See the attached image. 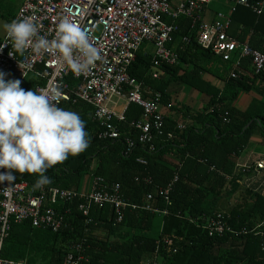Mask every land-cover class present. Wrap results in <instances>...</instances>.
<instances>
[{"label": "trees", "instance_id": "obj_1", "mask_svg": "<svg viewBox=\"0 0 264 264\" xmlns=\"http://www.w3.org/2000/svg\"><path fill=\"white\" fill-rule=\"evenodd\" d=\"M231 20V25L234 24L231 35L240 42L247 39L250 47L264 54V6L261 15L240 7ZM165 22L177 27L173 34L175 46L168 47L177 50L178 64L163 63L155 67L153 53L143 51L147 43H142L128 71L141 84L144 98L160 94L159 105L166 108L171 104L173 108L174 102L165 90L181 70V62L196 65L200 58L223 61L197 45V30L190 31V19L180 16L174 20L166 18ZM183 37H187L189 43L180 50ZM237 60L239 69L235 70L234 78L224 79L221 94L216 90L211 93L209 102L199 113L189 115L184 109L190 124L189 121L176 124L161 113L162 127L152 130L151 143L147 147L137 144L130 155L124 154L125 140L126 136L138 139L133 125L142 117L139 106L129 104L124 121L112 122L118 132L117 139H99L102 128L91 118L93 109L83 102L74 106L64 103V107L80 113L86 121L90 146L83 153L69 156L48 169L46 175L51 177L52 183L45 186L79 193L80 175L87 172L93 175V180H102L95 184L97 189L108 191L119 185L124 200L138 208H126L122 221L116 222V214L109 207L92 209L88 218H84L77 213L80 199L63 203L49 201L47 207L65 215L68 227L53 233L33 228L29 222H12L1 257L13 262L24 260L26 264H64L70 246L82 242L84 237L82 255L88 261L83 264H264V176L258 177L264 169L257 168V161L243 167L237 162L251 137L256 133L264 135V106L263 112L255 107L239 112L232 105L240 94L250 92L259 84L264 86V75L252 71L248 58L238 56ZM248 68L251 72L245 73ZM67 81L77 83L70 77ZM24 82L28 90L42 84L43 80L35 77ZM199 83L191 82V85ZM260 91L264 93V89ZM137 158L144 159L147 165L137 163ZM16 175L14 183L25 181L34 188L37 174ZM147 177L150 184L143 181ZM250 177L262 180V184L258 183L260 187L241 185L242 180ZM168 185H172L168 202L163 196L154 195L160 212L146 211L143 197ZM232 199L233 206H227L232 205ZM218 214L232 230L244 229L246 233L237 238H231L232 235L208 237L201 228L203 219ZM156 219L161 222L157 227Z\"/></svg>", "mask_w": 264, "mask_h": 264}, {"label": "built area", "instance_id": "obj_2", "mask_svg": "<svg viewBox=\"0 0 264 264\" xmlns=\"http://www.w3.org/2000/svg\"><path fill=\"white\" fill-rule=\"evenodd\" d=\"M212 0H23L16 19L33 18L40 25L39 35L51 38L54 35L59 21L68 17L85 29L91 42L100 48L102 57L96 62L95 67L88 73L80 76L74 75L65 69L56 54H35L29 49L25 55L9 56L11 43L5 36L0 45L8 42L9 45L0 50V70L8 73L6 79H21L26 90L24 80L31 74L43 80L42 84L34 85L37 91L49 90L59 84L62 86L64 96L59 101L61 107L64 103L72 106L83 102L93 109L91 118L100 124L102 132L98 133L99 139H117L118 132L112 122L124 121L125 110L116 112L112 108L114 99L124 98L127 104H135L142 110L141 119L133 125L138 131V139L132 140L126 136L127 150L125 155H130L137 144L147 147L152 141V130L162 127L160 110V94L155 93L152 98L143 96L141 84L130 76L129 66L135 59V54L142 43L151 44L153 47V65L178 64V53L168 45L174 42L173 34L176 26H170L165 19H177L184 16L191 20L190 31H196V43L200 48L210 50L220 57L221 61L229 62L232 53L240 51L241 58H248L250 67L255 74L264 75V54L253 49L247 42H238L229 31L231 29V16L240 7L252 10L256 15L263 13L264 0H224L229 12L215 13L213 21L202 19V10ZM221 1V0H215ZM184 45L189 43L187 37L182 38ZM233 66L229 77H235ZM21 65V68L19 66ZM32 64L28 70L24 64ZM24 73V75H23ZM73 78L76 84H69L67 79ZM157 78V74L153 75ZM149 93H151L148 90ZM66 108V107H65ZM171 104L166 109L171 110ZM227 116V114H225ZM226 121V120H224ZM228 122V121H226ZM181 127V126H180ZM182 128V127H181ZM145 144V145H143ZM136 162L146 166L147 162L137 158ZM258 169H264V161L256 164ZM0 171H6L0 169ZM100 178L93 180L91 192L83 195L77 192L48 188H30L25 181L13 183L10 186L5 181L0 183V264H25L13 262L1 257L3 242L8 236L11 223L21 224L29 222L38 230H50L57 233L62 228L68 227L65 215H60L54 209L47 207L48 202H72L80 199L77 213L88 218L92 209L109 207L116 214V222H121L123 212L130 207L137 209L136 205L127 203L120 195L119 185L111 190H99L95 187ZM145 184H150V179L144 178ZM175 181V180H174ZM172 185L165 189L156 188L155 193L143 197L142 204L146 211L159 213L154 195L163 196L167 202ZM163 214L166 213L163 211ZM222 215L204 218L201 227L208 237H223L232 235L237 238L245 234L244 229L234 231L224 223ZM82 242L70 246L64 264H83L88 259L82 255ZM165 244L169 245L168 242Z\"/></svg>", "mask_w": 264, "mask_h": 264}, {"label": "clouds", "instance_id": "obj_3", "mask_svg": "<svg viewBox=\"0 0 264 264\" xmlns=\"http://www.w3.org/2000/svg\"><path fill=\"white\" fill-rule=\"evenodd\" d=\"M3 28L11 43L9 56H23L29 49L35 54H56L76 76L90 72L102 57L88 32L68 17L59 21L51 38L39 35L40 25L33 18L13 19ZM7 45H0V50ZM24 68L33 65L25 63ZM7 75L0 70V169L6 170L0 171V183L7 181L10 186L16 173H31L37 174L34 189H38L52 183L48 169L88 149L90 135L80 113L60 106L62 86L25 90L21 79H6Z\"/></svg>", "mask_w": 264, "mask_h": 264}, {"label": "crops", "instance_id": "obj_4", "mask_svg": "<svg viewBox=\"0 0 264 264\" xmlns=\"http://www.w3.org/2000/svg\"><path fill=\"white\" fill-rule=\"evenodd\" d=\"M208 5L205 6L206 8L204 10L203 17L205 21L211 22L215 18L216 12L213 13L207 10ZM227 12H229V9ZM12 19H16V15L7 19L6 22H10L12 21ZM233 25L234 24L232 22L231 29ZM241 28L242 26L240 25L239 29ZM4 36H5V30L4 28H2V31L0 33V41ZM245 41L248 40L245 39ZM181 43L182 46L180 47V50H184L185 45L183 44L182 39H181ZM173 46H175V44H173ZM142 49L143 51L148 52L149 54L153 53V47L148 46V44L143 46ZM174 51L177 52V50ZM239 54L240 51L236 50L232 54L233 58L231 57V63L228 64L224 62L217 63V61L211 62V61H207V59H202V58L199 59L196 65H194L189 61L181 62L180 63L181 70H179L174 75L172 80L169 81L165 90V92L170 95V99L173 100L172 102H174L175 107L173 106L171 110H168L165 108L164 105L160 106V110L163 113L165 119L170 118L176 124H181L183 122L187 123L189 121L188 119L190 118L187 119L185 117L187 114L185 113L184 109H187L189 111V115H194L202 111L209 102L211 93H213L215 90L219 91L220 94L222 93L225 84L224 79L232 71V64L233 66L237 64L236 61H238L237 59ZM238 67L235 70H238L239 69ZM247 70L245 73L251 72L250 68H248ZM194 80L197 83L199 82L200 83L198 85H191V82L193 84L196 83L194 82ZM262 88L264 89V86H261L259 84L256 88L252 89L250 92L240 94L232 105L239 112H246L247 110H250V108L252 107H255L256 109L260 108V111L263 112L262 108L264 106V93H261L260 91L263 90ZM113 101L115 102H113L112 108L116 112H122L125 109L127 110L129 106L124 98L114 99ZM188 123L190 124L191 120ZM254 161L257 162L264 161V135H262L261 133H256L251 137L249 145L246 147L241 157L237 160L238 165L240 167L250 166ZM259 174L260 175L258 177L264 176V172ZM258 183L262 184V180L261 182H259V178L256 179L250 177L248 179H245L244 181L242 180L241 185L244 186V184H247L249 186L253 185L256 187H260ZM263 188H264V181H263ZM20 262L25 263L24 260Z\"/></svg>", "mask_w": 264, "mask_h": 264}, {"label": "rangeland", "instance_id": "obj_5", "mask_svg": "<svg viewBox=\"0 0 264 264\" xmlns=\"http://www.w3.org/2000/svg\"><path fill=\"white\" fill-rule=\"evenodd\" d=\"M22 2L23 0H0V33L2 31L3 24L7 21V19L14 15H17ZM227 8L228 6L224 0H221L219 2L212 0V2L207 6V10L213 13H226L228 11ZM29 79H35V77L33 75H28L25 81ZM93 179L94 177L91 173L86 172L80 175L78 187V191L80 194L86 195L91 192ZM230 204L232 205L227 206H233V199L230 201ZM160 224V220L156 219L154 225L157 227Z\"/></svg>", "mask_w": 264, "mask_h": 264}]
</instances>
